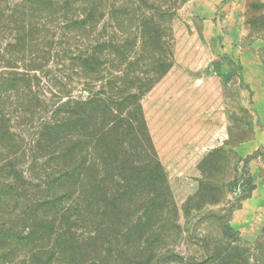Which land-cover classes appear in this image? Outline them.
Masks as SVG:
<instances>
[{"label": "rangeland", "instance_id": "1", "mask_svg": "<svg viewBox=\"0 0 264 264\" xmlns=\"http://www.w3.org/2000/svg\"><path fill=\"white\" fill-rule=\"evenodd\" d=\"M195 2L180 5L171 67L140 101L150 143L124 145L129 159L159 160L166 205L146 204L148 187L135 185L124 202L90 214L56 199L43 177L55 160L34 141L69 91L87 93L52 64L28 110L6 107L18 141L11 162L26 182L0 178V230L21 237L0 239V264H264V146L245 166L250 196L227 186L250 150L239 143L264 132V0H223L209 16ZM118 180L112 188L123 194Z\"/></svg>", "mask_w": 264, "mask_h": 264}, {"label": "trees", "instance_id": "2", "mask_svg": "<svg viewBox=\"0 0 264 264\" xmlns=\"http://www.w3.org/2000/svg\"><path fill=\"white\" fill-rule=\"evenodd\" d=\"M186 1L0 0V178L26 182L25 170L11 162L18 141L7 105L28 110L50 65H60L87 94L69 91L34 141L55 160L43 177L56 199L90 214L124 202L135 185L148 187L146 204L166 205L171 193L159 160L129 159L132 148L124 145L134 141L144 150L150 143L140 101L171 67V25ZM254 156L238 158L241 174L227 182L239 200L254 189L245 168ZM115 177L123 194L112 188ZM19 237L0 230V239Z\"/></svg>", "mask_w": 264, "mask_h": 264}, {"label": "crops", "instance_id": "3", "mask_svg": "<svg viewBox=\"0 0 264 264\" xmlns=\"http://www.w3.org/2000/svg\"><path fill=\"white\" fill-rule=\"evenodd\" d=\"M221 1H223V0H200L199 4H197L195 2L192 7H193V10L195 12L202 13L206 16H209L211 13L214 12L215 6L218 3H220ZM205 4H208L211 6L204 8L203 5H205ZM260 134L263 136V138H260ZM248 143H250V144H248ZM244 145H247L250 150L244 152L242 154V156H246L248 154H251L253 151L257 150V148H259L260 146H264V132L262 131L260 133H255L254 137L251 138L250 140L243 141V142L239 143V145L237 146V150L239 149V147H242Z\"/></svg>", "mask_w": 264, "mask_h": 264}]
</instances>
